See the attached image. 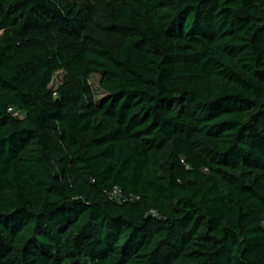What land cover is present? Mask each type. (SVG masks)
<instances>
[{
	"label": "trees",
	"instance_id": "1",
	"mask_svg": "<svg viewBox=\"0 0 264 264\" xmlns=\"http://www.w3.org/2000/svg\"><path fill=\"white\" fill-rule=\"evenodd\" d=\"M0 264H264V0H0Z\"/></svg>",
	"mask_w": 264,
	"mask_h": 264
},
{
	"label": "rangeland",
	"instance_id": "2",
	"mask_svg": "<svg viewBox=\"0 0 264 264\" xmlns=\"http://www.w3.org/2000/svg\"><path fill=\"white\" fill-rule=\"evenodd\" d=\"M99 74H92L89 79V87H91L93 95H94V101L98 102L102 100L105 97L104 92L101 90V87L99 86ZM60 81V75L56 73L54 78L52 79V82L50 83L51 87H55Z\"/></svg>",
	"mask_w": 264,
	"mask_h": 264
},
{
	"label": "built area",
	"instance_id": "3",
	"mask_svg": "<svg viewBox=\"0 0 264 264\" xmlns=\"http://www.w3.org/2000/svg\"><path fill=\"white\" fill-rule=\"evenodd\" d=\"M56 86H57V85H56ZM56 86H55L54 88H56ZM8 110H9L10 112H13L12 108H9ZM13 116L21 118V116H20V114H19L18 112H14V113H13ZM113 193H114V195H116V194H117V191L115 190Z\"/></svg>",
	"mask_w": 264,
	"mask_h": 264
}]
</instances>
